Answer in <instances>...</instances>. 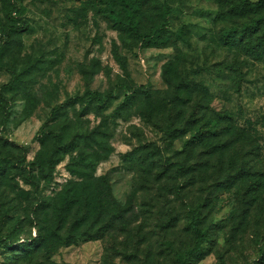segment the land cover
<instances>
[{
    "label": "rangeland",
    "instance_id": "rangeland-1",
    "mask_svg": "<svg viewBox=\"0 0 264 264\" xmlns=\"http://www.w3.org/2000/svg\"><path fill=\"white\" fill-rule=\"evenodd\" d=\"M10 1L0 0V87L10 79L7 68L18 73V80L2 91L10 104L0 123V145L6 141L0 157L25 161L0 174V235L14 241L1 247L0 264H177L174 251L190 248L193 238L182 223L168 231L162 225L169 224L171 206L180 214L185 201L196 199L206 204L202 220L208 235L200 255L188 264H264V191L255 201L234 181L232 170L218 172L211 164L186 187L192 178L174 173L176 162L184 160L183 139L171 143L147 123L140 97L113 116L131 87L168 89L163 70L173 62L176 80L203 84L211 107L228 111L264 151V59L219 40L224 28L241 22L221 11L240 0H167L171 11L161 43L146 48L114 27L107 17L110 0H16L26 27L7 35ZM112 1L120 9L118 0ZM162 2L142 8L141 31L160 21ZM89 90L112 96L103 107L68 101ZM53 132L61 135L65 150L43 178L32 162L52 148ZM15 145L25 150H14ZM82 151L97 156L94 176L108 180L116 214L94 223L92 238H80L46 258L24 259L21 245L38 235L35 205L77 179L69 164ZM162 161L173 162L167 175L159 174ZM263 164L264 153L261 169ZM175 182L182 185L179 191L172 187ZM166 240L174 251L163 244Z\"/></svg>",
    "mask_w": 264,
    "mask_h": 264
},
{
    "label": "trees",
    "instance_id": "trees-1",
    "mask_svg": "<svg viewBox=\"0 0 264 264\" xmlns=\"http://www.w3.org/2000/svg\"><path fill=\"white\" fill-rule=\"evenodd\" d=\"M153 1L158 0H118L120 9L115 10L113 1L110 0L107 17L116 29L131 35L142 48L155 47L161 43L171 7L167 0H163L158 14L160 21L150 31L143 32L139 27L138 16L142 8ZM263 9L264 0L230 2L227 9L221 11L222 14L240 18L241 22L239 26L230 25L221 31V43L255 59H264ZM5 17L9 23L7 35L26 27L16 0L9 2ZM180 33L184 34L183 31ZM180 39L186 41L183 36ZM174 66L176 64L173 62L164 65L163 77L168 89L151 92L145 85L131 87L129 95L115 108L113 116L125 113L133 105L135 98L140 97L139 104L143 106L142 115L147 123L160 130L171 143L183 139L179 153L183 154L184 160L176 162L174 173L192 178L185 182L186 187L194 184L196 175L206 172L211 164L218 172L225 169L228 173L232 170L235 174L234 181L245 187L252 199L258 200L264 191V169L259 167L264 153L262 145L249 132L237 126L228 111H216L211 107L212 96L203 84L189 82L179 76L176 80L171 74L175 72ZM7 71L10 79L0 87V123H4L8 117L6 107L10 104L2 91L12 87L18 80V73L13 68H7ZM111 96V93L89 90L84 95L72 97L68 101L103 107ZM52 136L53 146L49 152L39 153L32 162L43 178L50 176L52 168L59 161L61 151L65 150L61 144V135L53 132ZM5 146L6 141H3L0 147ZM13 149L25 150L24 147L16 145ZM157 150L159 153L163 152L158 147ZM4 159L0 157V174H3L10 164L13 166L25 161L22 156L13 163ZM96 164L97 156L91 151L78 152L77 156L71 157L70 172L77 179L69 180L54 195L41 198L35 205L38 235L21 245L24 259L31 260L39 254L46 258L60 247L74 244L80 238H92L94 223H103L105 215L116 214L110 208L111 205L115 208L117 206L108 180L94 176ZM225 164L227 168H223ZM162 166L164 168L159 174L167 175L174 165L173 162L164 161ZM219 178L218 175L216 179ZM220 180L218 181L221 182ZM172 187L174 191H179L182 185L175 182ZM205 205L200 199L185 201L180 214L175 209L176 206L170 207L169 224L162 227L168 231L182 223V229L188 231L193 238L192 246L181 252L174 251L171 241H164L163 244L174 251L177 264H188L202 251V244L208 235L202 220ZM8 237L0 235V249L4 244L14 243Z\"/></svg>",
    "mask_w": 264,
    "mask_h": 264
}]
</instances>
